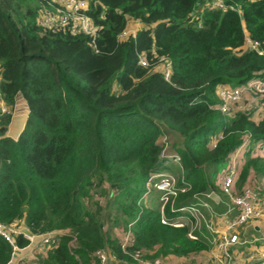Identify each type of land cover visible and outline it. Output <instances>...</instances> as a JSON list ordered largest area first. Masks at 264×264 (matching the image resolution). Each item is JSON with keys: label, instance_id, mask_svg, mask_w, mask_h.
Listing matches in <instances>:
<instances>
[{"label": "trees", "instance_id": "1", "mask_svg": "<svg viewBox=\"0 0 264 264\" xmlns=\"http://www.w3.org/2000/svg\"><path fill=\"white\" fill-rule=\"evenodd\" d=\"M207 1L87 0L92 39L69 25H41L58 15L49 0H0V95L8 109L0 113V223L57 231L31 264H99L98 249L112 264H133L136 253L200 264L209 245L200 231L189 238L193 219L167 209L169 221L185 225L161 223L159 192H147V182L177 173V187L188 190L175 208L197 197L213 204L206 195L217 193L244 139L239 185L264 195L257 189L264 158L252 156L264 144V119H252L253 102L223 114L216 95L220 85L264 77V0H231L239 11L209 9ZM132 21L139 27L119 37ZM245 34L261 54L244 47ZM19 98L27 118L12 139L6 132ZM151 191L157 199L146 205ZM10 256L0 236V264Z\"/></svg>", "mask_w": 264, "mask_h": 264}, {"label": "built area", "instance_id": "2", "mask_svg": "<svg viewBox=\"0 0 264 264\" xmlns=\"http://www.w3.org/2000/svg\"><path fill=\"white\" fill-rule=\"evenodd\" d=\"M50 5L55 9L58 15L47 14L40 23L48 29H52L58 22L61 25H69L72 31L81 32L89 35L94 39L95 29L92 26L91 20L86 15L87 0H49ZM231 0H208L205 5L209 9L226 10L236 8L238 6L232 4ZM134 32L125 29L119 35L121 38L127 37ZM93 41V40H92ZM245 48L256 50L259 54L262 53L258 48L257 43H253L247 34H245ZM141 65H146L143 57L139 60ZM169 63H166L164 68V77L168 78ZM258 95L260 99H255L254 95ZM216 95L219 98L220 104L218 108L223 114H229L236 110H244L248 108L249 103L253 102L252 119L257 121L264 119V77H255L240 86L232 87L228 85H220L216 89ZM8 109L4 104L0 95V113H7ZM247 139L238 146V148L230 156L229 162L218 179V186L222 193L235 206L239 207V212L227 217L225 214H213L207 203L197 197V202L175 208L174 203L179 193H184L188 190L187 187H177V180L169 173H158L150 176L147 182V192L156 190L159 192L160 203V221L163 224H170L175 227L185 225L184 221H169L166 217V210L173 212L179 210L183 213L181 218L191 221L192 225L189 228L188 236L191 239H198L195 234V226L198 220L207 218V230L215 237V257L219 264H264V253L251 262H237L234 260L231 249L239 243L238 228L246 225L249 222H257L264 220V195L259 194L252 186L244 184L237 190L236 182L240 173V156L242 155ZM252 156H261L264 158V144L260 148H255ZM209 197V194L206 195ZM199 207L206 208L211 214L205 217L203 210ZM216 218L217 223L212 222ZM56 230H51L41 234H32L22 227L16 225L6 226L0 223V236L3 237L11 246V256L6 264H31L45 253L48 246L55 243ZM21 235L28 242L24 246H18L15 242V236ZM129 237L124 238L122 246L128 243ZM139 253H136L138 255ZM96 257L99 264H111L114 257L105 249H98Z\"/></svg>", "mask_w": 264, "mask_h": 264}, {"label": "crops", "instance_id": "3", "mask_svg": "<svg viewBox=\"0 0 264 264\" xmlns=\"http://www.w3.org/2000/svg\"><path fill=\"white\" fill-rule=\"evenodd\" d=\"M21 100L22 106L24 107V114L22 115V120L19 118L18 114L15 112L12 115V119L8 125L6 135L12 139H16L21 133L25 121L27 118V106L23 99ZM17 103L15 109L17 108ZM218 196V199L213 204L206 200L205 197H201L202 202L207 203L209 209L213 214H220V206L222 200L218 193H215ZM218 204L219 206H214ZM210 213V212H209ZM211 214V213H210ZM217 223V219H213ZM239 243L232 247L231 252L235 261L237 262H251L260 257L264 253V220L257 222H249L246 225L242 226L239 230ZM255 242V243H254Z\"/></svg>", "mask_w": 264, "mask_h": 264}, {"label": "rangeland", "instance_id": "4", "mask_svg": "<svg viewBox=\"0 0 264 264\" xmlns=\"http://www.w3.org/2000/svg\"><path fill=\"white\" fill-rule=\"evenodd\" d=\"M139 27V23L137 21H132L129 23V27L128 30L134 32L135 29H137ZM15 112V114L19 115V118L22 120V115L24 114V107L22 106L21 100L18 101L17 103V108L13 110V113ZM12 113V115H13ZM263 158V157H262ZM169 166H172L174 168H177L178 165L175 162H172L171 160L167 162ZM179 168V167H178ZM177 172V171H176ZM175 172V173H176ZM174 173V172H173ZM177 174V173H176ZM176 174L173 176L175 179H177ZM260 181V180H259ZM262 182H259L262 185H257V189L261 190L262 188H264V179L261 180ZM240 181L238 179V181L236 182V188L237 190L240 189V185H239ZM254 190L255 187L253 186ZM256 189V190H257ZM257 192V191H256ZM217 193L219 194L222 203L220 206V214H225L227 217H232L234 215H236L240 210L239 207L233 205L228 198L222 193V191L220 190L219 186L217 189ZM158 196V193L155 191H151L149 193V198L144 196V202L146 203V205H150L152 199L156 200ZM203 210V215L205 217H209L210 213L209 211L204 208V207H199ZM213 222V219H212ZM207 218L205 219H201L198 220V223H196L195 226V230L200 231L201 232V236L203 237V240L209 245V250L208 252L204 253L203 255H201L200 257H198L196 260L199 261L200 264H219V262L217 261L215 254H216V250H215V237H213L209 231L207 230ZM238 232L240 230V228L237 229ZM255 243V242H254ZM71 246H73V243L71 244ZM233 253V251H232ZM115 259H112L111 264L114 262ZM134 263L133 264H183L182 262H180L177 259H170V258H166L163 261L161 260H155V259H149V260H143L142 257L138 254L136 256H134Z\"/></svg>", "mask_w": 264, "mask_h": 264}, {"label": "water", "instance_id": "5", "mask_svg": "<svg viewBox=\"0 0 264 264\" xmlns=\"http://www.w3.org/2000/svg\"><path fill=\"white\" fill-rule=\"evenodd\" d=\"M209 198L213 201L216 202L218 199V196L214 192L209 193Z\"/></svg>", "mask_w": 264, "mask_h": 264}]
</instances>
